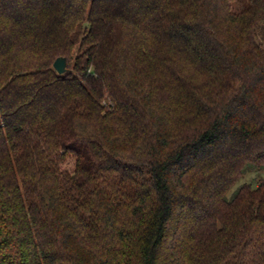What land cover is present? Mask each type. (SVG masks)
<instances>
[{"label": "trees", "instance_id": "16d2710c", "mask_svg": "<svg viewBox=\"0 0 264 264\" xmlns=\"http://www.w3.org/2000/svg\"><path fill=\"white\" fill-rule=\"evenodd\" d=\"M0 264H264V0H0Z\"/></svg>", "mask_w": 264, "mask_h": 264}, {"label": "rangeland", "instance_id": "374dc122", "mask_svg": "<svg viewBox=\"0 0 264 264\" xmlns=\"http://www.w3.org/2000/svg\"><path fill=\"white\" fill-rule=\"evenodd\" d=\"M75 52L73 53L72 56H70V59L73 61L74 60V57H75ZM75 156L70 153L68 154L66 157H65V160L62 164V167L64 169H67L69 171H73L74 168H75ZM256 173L254 171H250V172H247L240 180H239V183H237L234 188H236L240 183L244 182V181H247V182H252L253 185H256V181L253 180V178L255 177Z\"/></svg>", "mask_w": 264, "mask_h": 264}, {"label": "water", "instance_id": "95a60500", "mask_svg": "<svg viewBox=\"0 0 264 264\" xmlns=\"http://www.w3.org/2000/svg\"><path fill=\"white\" fill-rule=\"evenodd\" d=\"M53 66L59 73H64L67 70V58L64 55L58 56L54 63Z\"/></svg>", "mask_w": 264, "mask_h": 264}]
</instances>
